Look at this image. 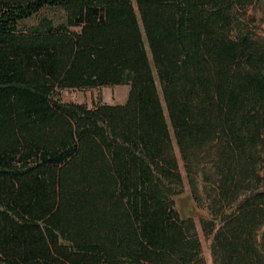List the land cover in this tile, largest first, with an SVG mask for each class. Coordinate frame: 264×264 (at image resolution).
Listing matches in <instances>:
<instances>
[{"label": "trees", "instance_id": "trees-1", "mask_svg": "<svg viewBox=\"0 0 264 264\" xmlns=\"http://www.w3.org/2000/svg\"><path fill=\"white\" fill-rule=\"evenodd\" d=\"M254 3L0 0V264H205L173 144L212 264H264Z\"/></svg>", "mask_w": 264, "mask_h": 264}, {"label": "rangeland", "instance_id": "rangeland-1", "mask_svg": "<svg viewBox=\"0 0 264 264\" xmlns=\"http://www.w3.org/2000/svg\"><path fill=\"white\" fill-rule=\"evenodd\" d=\"M46 11V9H43L40 12L45 13ZM248 12L254 14L256 19V30L259 34L264 36V5L254 3L249 6ZM26 22L30 23L32 22V19L27 20ZM126 91V85L103 86L85 90L62 89L59 92V97L64 102L84 103L87 107H91L97 103H122L124 101ZM173 151L182 177V192L174 197L175 207L181 216H190L194 220L197 236L199 238L201 254L203 256L205 264H212L209 253L210 237L204 236L198 224V219L201 217H205V210L202 207L196 206L189 194L185 179V173L174 144Z\"/></svg>", "mask_w": 264, "mask_h": 264}]
</instances>
